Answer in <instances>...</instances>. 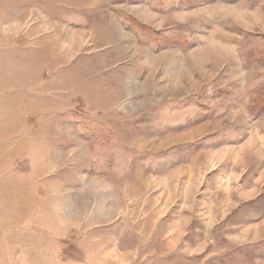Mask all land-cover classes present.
Segmentation results:
<instances>
[{"label":"rangeland","instance_id":"rangeland-1","mask_svg":"<svg viewBox=\"0 0 264 264\" xmlns=\"http://www.w3.org/2000/svg\"><path fill=\"white\" fill-rule=\"evenodd\" d=\"M0 6L1 97L40 102L0 105V137L63 150L37 255L9 240L0 264H264V0ZM2 141L1 161L34 167Z\"/></svg>","mask_w":264,"mask_h":264},{"label":"crops","instance_id":"crops-1","mask_svg":"<svg viewBox=\"0 0 264 264\" xmlns=\"http://www.w3.org/2000/svg\"><path fill=\"white\" fill-rule=\"evenodd\" d=\"M0 15L2 18H4V13H2V6H0ZM4 61L5 60L2 58V56H0V64L4 63ZM31 61L32 60H26V63L32 65ZM32 74H34L33 76H38V74L36 73ZM24 75L25 73L22 74V76ZM37 80L38 79L36 78L32 83H35V85H37ZM2 84L3 82H0V87ZM1 88L0 105L9 104L13 111V108L16 107L15 109L19 113L27 111L35 112V110H39L38 107L40 105V102L38 100V92L32 91L34 93L32 94L31 91H27L30 89L29 85L23 87L20 90H17L15 93H13V96H11L12 94H8V99H3L1 97V93L3 92ZM0 126L2 125L0 124ZM2 140H7L8 142L14 143L15 151L17 150L18 152L17 159L24 155L26 156V160L29 162V165L32 161L35 163L34 167L30 168L29 166L27 167L28 169L23 172L22 169L12 166V161L16 160V157H12L11 159L7 158L6 163L1 161L4 154L2 153V151H0V263L2 261L1 257L7 255V252H13L12 249L5 247V243L9 240H13V242L16 241L15 246H19L18 249L27 250L28 254L31 252H35V254L37 255L38 251H33L35 246H33L34 243L32 242V240L34 238L36 239V231L33 230L36 229L35 225H37L36 217L38 211L47 208V205L44 202H41L44 197L43 193L50 191L51 188L49 187V183L46 182L47 180L44 177V174L46 173L47 175L48 170H50L49 167H51L52 170L55 167V165L53 164L47 166V162L53 161L54 155L63 154V150L61 147H52L54 143V137H48V135H31L30 133L23 137H0V142H3ZM16 142H18L17 145L15 144ZM1 145L2 143H0V149ZM42 159L44 162H42ZM43 163H45V165H43ZM23 191L25 192L24 194ZM238 206L239 205H237V207ZM44 217V214H38V218L41 219V221L45 222V227L47 229H54L53 222H50L48 224V219L46 218L45 220ZM23 224H28L30 227H28V230H24V232L21 231L20 235H5L4 232L6 231L7 226L13 225L15 227H21V225ZM3 227L5 229H3ZM32 227L35 228H33L32 230Z\"/></svg>","mask_w":264,"mask_h":264}]
</instances>
